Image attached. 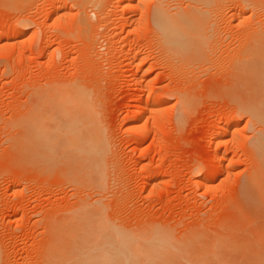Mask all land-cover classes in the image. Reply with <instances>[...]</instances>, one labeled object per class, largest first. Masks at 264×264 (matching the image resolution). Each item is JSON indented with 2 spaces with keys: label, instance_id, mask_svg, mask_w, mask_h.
Instances as JSON below:
<instances>
[{
  "label": "rangeland",
  "instance_id": "rangeland-1",
  "mask_svg": "<svg viewBox=\"0 0 264 264\" xmlns=\"http://www.w3.org/2000/svg\"><path fill=\"white\" fill-rule=\"evenodd\" d=\"M147 1L131 0L126 9L127 3L117 0L93 1L96 8H82L81 0H0V33L23 28L22 35L14 32L20 37L0 41L1 264H40L56 235L71 230L83 201L96 202L106 222L134 242L155 231L171 241L197 234L204 246L228 234L241 238L252 215L259 216L241 209L255 170L248 146L255 127L237 108L256 100L242 73L262 60L254 52L264 47V0H207L208 6L165 0L169 8L164 0ZM153 5L166 19L191 16L196 7L192 19L204 18L200 27L211 38L200 31L210 41L199 48L201 53L208 48L207 54L176 66L168 61L171 56L161 53L157 39L162 37L151 23ZM74 83L80 85V99L70 89ZM149 94L162 101L159 110H146L145 125L131 123L138 97L147 103ZM184 94L189 103H181L188 104L182 114ZM76 106L85 110L82 119L98 125L101 152L60 158L58 149L46 159L50 163L36 159L32 128L47 126ZM232 116L235 135L219 141ZM153 120L158 128L151 127ZM199 178L204 182L197 183Z\"/></svg>",
  "mask_w": 264,
  "mask_h": 264
},
{
  "label": "bare ground",
  "instance_id": "bare-ground-1",
  "mask_svg": "<svg viewBox=\"0 0 264 264\" xmlns=\"http://www.w3.org/2000/svg\"><path fill=\"white\" fill-rule=\"evenodd\" d=\"M87 1L88 2H82V0H81L80 4L79 3H77V4H79V6H81L82 8L83 7L85 8L88 6H90V7L92 6V7L96 8V6H97L96 3L98 1L95 3L96 4L95 6L92 3H94L96 0H87ZM117 1H118L117 3H119V4L127 3V4H124V5H126L125 8L131 7V5H128V2L130 3L131 0H117ZM145 1L148 2L147 0H136V2H138V3H144ZM161 1L163 2V0H161ZM196 1L197 2L201 1L200 3L207 4V6L210 3V2H208L210 0H208V1L206 0L207 3L205 2V0H203L204 2L202 0H196ZM162 2H159V4L160 3L161 4L165 3V5L167 4V2H165V0L163 3ZM101 3H103V2H101ZM153 6H154V8H156V9H152V10H154V11H152L153 12L152 19H154L155 22H154V20L151 19L152 20L151 23L153 22V24L156 25L155 26L156 29L154 28V30H156L158 32L157 33L158 36L162 37V38L157 39V41L159 42L158 46H160L162 48V51H163L161 53H164V51H166L165 52L166 54H163V55L168 57V59H170L169 56H171L172 61L168 60L166 58L168 61L174 62V63L176 61L175 65H174V66H176L177 62H180V64H181V61H185V59L191 61V60L196 58V60H197V57L199 59V57L202 58L203 55L205 56L207 54V53L205 54V52L208 50V48H206L207 50L205 49V51H204V49L202 50V51H204L203 52L204 54L201 53V50H199V48L202 49L201 48L202 46L206 47L207 44H205V42L206 43L210 42V41L206 40V38L207 39L209 38V40L211 38L209 36L207 37V33L206 34L204 33L205 30L204 31L202 30L204 26L200 27V24L202 25L200 20L204 21V18L199 20L198 18L195 19V17H197V16H195L194 20L192 19L193 18L192 17L193 12L195 10H198V9H196V7H195V9L193 8L194 11L191 10L192 11L191 16H190V13H187V12L184 15L171 14V12H166L167 14L168 13L171 14L170 15L171 18L169 17L166 19V17L162 13L163 9L161 10L162 5H161L160 9L157 7V5H153ZM167 6L168 5H166V7ZM166 7L164 8V11L167 8H169V7H167V8ZM198 8H200V7H198ZM168 10L169 9H167V11ZM178 10H180V9H178ZM237 10L238 9L236 8L235 12ZM196 12L198 13V11H196ZM198 16H200V15H198ZM118 18H120V17H118ZM197 19L199 20L200 23H198ZM187 22H188V26H187ZM198 24H199V26H198ZM214 24H215V22H214ZM192 25H194V26L197 25V26L193 27ZM209 26H211V25H209ZM0 27L2 28L3 26L0 25ZM187 27H191V28H189V30H188ZM196 27H198V28H196ZM22 29L20 27L19 29L16 30L19 35H22ZM198 29H200V30H198ZM211 30H212V28H211ZM13 31L16 32L15 30H13ZM200 31H201V33H204L206 35V38L204 37L205 36L204 34H200ZM11 32L8 30L7 31L4 30V32L0 33V41L3 39L9 40L13 36L14 37H20L19 35H17V33H14V32L11 33ZM13 33L15 35H12ZM154 33H156V32H154ZM193 33H197V34H193ZM196 35H198V36L195 39L194 36H196ZM199 36H200V38L201 37L203 38V39L201 38L202 39L201 43H199L200 41L199 42L197 41V39L200 40L198 38ZM210 36H211V34H210ZM191 38H193L194 40ZM202 41L204 43H202ZM261 42H262V40H261ZM197 43L199 45L198 47L196 45ZM200 44H203V45L200 47ZM254 44H256V43H254ZM195 45H196V47H195ZM196 48H198V49H196ZM194 49H196L195 52H194ZM167 52H169L170 55L168 54V56H167ZM208 52H210V51H208ZM200 54H203V55L199 56ZM254 54L258 55L262 59V60L260 59L261 60L260 64H259V62L257 63V64H259V65H257L258 67L256 66V63L253 64L254 66H256L257 70H255L256 68L253 70L254 66L252 65V68H251L252 70H249V68L247 67L248 70L245 69L246 71L244 70L242 74L244 75V79L246 80V81L245 80L244 81L246 83H248V85H250L249 86L251 89L250 91L254 92V93L252 92V94H254V97H256V100L253 101L252 103H250V101L248 103V101H247L246 102L247 104H244V105L242 103V105H238V108H237L238 109L237 112H239L238 115H240V113L245 114V116L247 115V117L249 118L248 121H250L249 124L252 122V124L255 127V128H253V129H255V131L253 132L252 137L250 138L251 141L248 145L249 149H250V153L252 152V154L254 155L253 160L255 158V161H254L255 167L252 166V167H254L255 170L253 171L254 174L252 176H250L248 181L246 180L247 184H248V188L246 189L247 193H245L243 199L241 200V209L246 213L253 212V211L257 212V214L259 216L254 217L252 215V224L248 225L250 227L247 226L248 228H247V230H245V232H246L245 235H243L241 238H238L239 236H234V235L228 234L222 238L214 240L211 244L200 246L199 244L201 243V239H200V236L197 234L187 236L186 238H184L181 241H171L169 238L164 237L162 234L161 235L158 234L159 232L153 231L152 233L141 235L140 240H138L137 242H134V241H131L129 239H126V237L121 232L114 230L112 228V226L106 222L103 214L101 213V209L97 205L96 202L89 203V202L83 201L82 203H79V206H77V208L73 214V222L71 225V230L68 231L67 229L63 228L62 232L60 231L61 233L58 232L59 234L56 235L57 236L56 240L55 239H54L55 241L53 240L54 242H57V243L52 244L53 243L52 242L51 243L52 245H49V247L45 249L44 253L42 254V258L40 257V259H41L40 264H264V68H263L264 67V65H263L264 64V61H263V59H264V47L257 50V52H254ZM246 57H248V56H246ZM251 58H252V56H251ZM246 59H244V60H246ZM253 61L254 60H252V63H253ZM242 62H243V60H242ZM261 67L263 68V71H258L261 69ZM258 68H260V69H258ZM241 69H242V67H241ZM236 72H234V73H236ZM242 74H239V75L242 76ZM237 79L239 81V78H237ZM71 87H72V88H70L71 90L76 91L75 97H77L78 99L82 98V92H81L80 85L79 84L76 85L74 83V84H72ZM248 90H247V92H248ZM183 93H182V95H183ZM249 94H251V93L249 92ZM182 95H180V97ZM185 96L188 97L186 94H184V96H182V97L184 98ZM147 97H148V99H150V102H147V103H144V97L143 96L138 97L137 104L134 108L135 109L134 110V117L130 120V122L133 121V123L145 125V122L147 121L146 110H152V111L154 110V112L156 110H159L160 106L162 105L161 104L162 101L154 95L150 96V94H149V96L147 95L145 98L147 99ZM182 97H181V99H179L180 101L178 100V98H176V99L180 102V106L182 108L181 109L179 108V109H180L181 113L183 114V112L187 110L185 108V106L188 105L187 103H189V102H187V99H185V98L183 99ZM252 97H253V95H252ZM250 100H251V98H250ZM185 101L187 102L186 105L182 106L181 103L185 104L184 103ZM161 111H163V110H161ZM83 112H85V110L82 107L76 106L75 109H72V112L70 109L64 110L61 114L62 117H59V116L57 117L58 119L60 118L59 120L58 119L57 120L56 119H49L50 122L52 123V124L50 123L51 125L47 124V126H46V125H44V124H46L44 122L43 126H42V124L41 125L38 124L39 126H36L35 128H32V126H31L34 123L33 121L35 120V118L34 119H32V118L28 119L29 124L33 122L32 124H30V126L32 129H34L32 136L35 139V141L37 142V143L35 142L36 147H34L32 152H31L32 155L34 157H36V159L38 158L41 160V158H42L46 161V159L48 157H50L52 154L55 155L56 152L58 151V149L61 150L60 151L61 154H59L60 156L57 155L60 158L63 155H70L71 156V154L72 155H76V154L81 155L80 157H82L84 155V156H86V158H87V156H90V155L99 154L102 150V146H101L102 143L101 144L99 143L100 144L99 147H98V143L96 144V140H98V131H97L98 125H96L95 122H93L92 120L82 119L81 115L83 114ZM43 113H42V115H43ZM181 113H178V114L181 115ZM157 114H160V113H157ZM44 115H46V114L44 113ZM38 116H40V114ZM236 116H232V119L230 118L231 119L230 123L225 128H223L220 133H218L217 137H218L219 141H222V139H224V137L235 135L234 134L235 131L233 130V127H234L233 125H236V122H237ZM242 116H244V115H242ZM40 117L42 118V116H40ZM184 117H185V114L183 115V118ZM36 119H38V118H36ZM42 120L45 121V119H42ZM54 120H56V121H54ZM178 121H180V120H178V118H177L176 122L178 123ZM47 122H48V120H47ZM28 123H27V125H29ZM39 123H41V122H39ZM126 123H127V119L124 121V124H126ZM181 124H182V122H181ZM126 125H128V124H126ZM158 125H159L158 120L151 121V127H157L158 128L159 127ZM253 125H252V127H253ZM28 127L26 128V131H27ZM29 129H30V127H29ZM134 129L138 132L139 136H143L141 138L146 137L147 134L143 130L142 126H140V125L139 126L137 125L136 127L134 126ZM27 132H29V131H27ZM30 132H32V131H30ZM34 139H32V140H34ZM29 140H28V142H29ZM97 142H99V141H97ZM246 151H247V149H246ZM78 155H76L75 157L78 158ZM70 156L68 157V159H70ZM221 156H222V154H221ZM216 157L218 158L219 156L217 155ZM57 158L55 161L60 160V158L59 159H57ZM71 159H73V156L71 157ZM50 160L51 159H49V161ZM74 160H76V159L74 158ZM84 160H87V159L84 158L82 161L84 162ZM51 161H53V160H51ZM76 161H78V160H76ZM82 161H81V163H82ZM46 162H48V160ZM46 162H45V164L50 163V162H48V163H46ZM78 162H80V161H78ZM70 163L71 162H69V164H67V165H71ZM41 164L42 163H40V165ZM43 164H44V161H43ZM38 165L36 164V166H37L36 168H38ZM84 167H85V165H84ZM227 167H229V166H227ZM219 173H221V172H219ZM213 177H214V175H213ZM211 180L212 179L205 181L208 183V185L206 186V189H208V190L210 188V186H209L210 183H212ZM200 182L201 183L204 182V178H199L197 183H200ZM242 190H244V188ZM244 191L242 194H244ZM238 198H239V196H238ZM239 200H240V198H239ZM248 214H250V213H248ZM26 263H27V261H26ZM0 264H1V259H0Z\"/></svg>",
  "mask_w": 264,
  "mask_h": 264
}]
</instances>
